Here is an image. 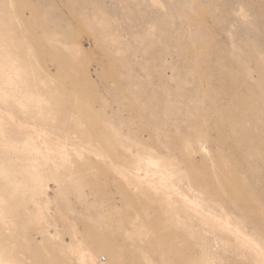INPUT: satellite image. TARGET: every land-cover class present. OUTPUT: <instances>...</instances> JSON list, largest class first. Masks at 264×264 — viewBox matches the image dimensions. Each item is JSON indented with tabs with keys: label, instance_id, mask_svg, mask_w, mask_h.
<instances>
[{
	"label": "rangeland",
	"instance_id": "1",
	"mask_svg": "<svg viewBox=\"0 0 264 264\" xmlns=\"http://www.w3.org/2000/svg\"><path fill=\"white\" fill-rule=\"evenodd\" d=\"M0 264H264V0H0Z\"/></svg>",
	"mask_w": 264,
	"mask_h": 264
}]
</instances>
